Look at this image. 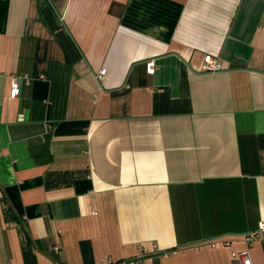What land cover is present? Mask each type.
<instances>
[{"label":"crops","instance_id":"obj_1","mask_svg":"<svg viewBox=\"0 0 264 264\" xmlns=\"http://www.w3.org/2000/svg\"><path fill=\"white\" fill-rule=\"evenodd\" d=\"M261 136L264 0H0V264H235Z\"/></svg>","mask_w":264,"mask_h":264},{"label":"built area","instance_id":"obj_2","mask_svg":"<svg viewBox=\"0 0 264 264\" xmlns=\"http://www.w3.org/2000/svg\"><path fill=\"white\" fill-rule=\"evenodd\" d=\"M146 72L148 74H153L155 70V62L153 59L146 61L145 64ZM223 68L222 62L210 55L207 54L203 58V64L201 69L203 71L207 72H214L219 71ZM106 70L101 69L97 75L98 79H102L105 75ZM21 83L28 84L29 78L26 74H15L10 76V83H9V97L11 99H16L19 97L21 92ZM262 235L263 238H261L262 243L264 244V220L260 221L257 225V228L254 231H251L247 234L242 235V239L247 246H251L252 243L260 236ZM221 239H215L211 241V245L214 246L216 242H218ZM224 244H229L228 241H221ZM245 248L239 252L232 251L231 252V258L232 261L235 264H252L251 255L249 252V249ZM62 249V246L59 242H56L52 246V250L56 253H58ZM142 263V257H136L134 259H128L118 264H141ZM53 264H67L65 262H54ZM106 264H112L107 261Z\"/></svg>","mask_w":264,"mask_h":264},{"label":"water","instance_id":"obj_3","mask_svg":"<svg viewBox=\"0 0 264 264\" xmlns=\"http://www.w3.org/2000/svg\"><path fill=\"white\" fill-rule=\"evenodd\" d=\"M260 139L264 143V136H261Z\"/></svg>","mask_w":264,"mask_h":264}]
</instances>
